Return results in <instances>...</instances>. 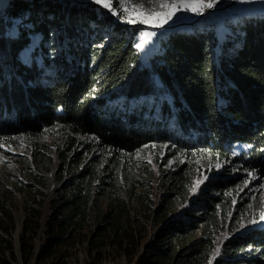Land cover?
<instances>
[{"label":"trees","instance_id":"trees-1","mask_svg":"<svg viewBox=\"0 0 264 264\" xmlns=\"http://www.w3.org/2000/svg\"><path fill=\"white\" fill-rule=\"evenodd\" d=\"M24 13L31 28L16 25L18 34L10 35ZM242 22V35L225 39L209 30H166L159 49L143 56L133 40L141 29L112 24L94 6L1 1L0 135L37 139L58 127L67 152L82 145L78 137L98 150L88 161L73 153L76 172L65 180L55 177L42 201L29 207L19 238L23 255L32 251L24 241L42 229L35 264H69L78 247L98 254L103 246L122 250L134 264H264V227L218 237L244 181L229 171L210 175L189 207L155 224L141 253L126 250L134 240L129 204L136 189L125 181L142 147L171 145L264 173V17ZM34 33L40 38L28 63L20 52ZM235 143L249 151L234 156ZM60 160L58 173L64 153ZM176 175L174 192L182 196L190 177L183 166ZM139 238L136 245L145 235Z\"/></svg>","mask_w":264,"mask_h":264},{"label":"rangeland","instance_id":"rangeland-1","mask_svg":"<svg viewBox=\"0 0 264 264\" xmlns=\"http://www.w3.org/2000/svg\"><path fill=\"white\" fill-rule=\"evenodd\" d=\"M1 1L8 0H0V3ZM76 1L93 2V0ZM179 2L180 0H128L133 8L157 13L169 11L161 8V4ZM185 2L191 3L193 0H185ZM95 5L101 8L99 10L94 7L96 13L100 16L105 14L112 24L138 26L141 32L133 39L136 44L141 42V33H155L146 37L143 47L139 48L143 56L159 49L158 39L166 30L196 32L209 30L219 39H225L226 35L230 37L242 35L239 27L244 19L264 17V0H218L212 8H204L202 14L191 10L173 9L174 15L168 18L166 23L153 27L147 23H124L119 10L113 15L109 9ZM113 8H117L115 2ZM28 17L29 14L24 13L22 17L16 18L9 34L12 36L18 34L16 25L31 28L29 22H24ZM174 26L180 27L168 29ZM39 38L38 33L30 35V41L33 40L36 45ZM33 49L34 46L30 48L26 58L28 63ZM55 49L57 50L58 47ZM49 56L53 57V52L49 53ZM150 103L153 101L148 99V104ZM157 108L155 105L150 113L153 117L157 116ZM78 139L82 145L67 152L63 144V135L58 127L46 129L37 139L19 134L0 135V142L5 144V147H0V264H35L39 247L43 244V230L41 229L34 238L24 241L27 247H32L28 256L22 254L19 241L24 222L31 216L29 207L34 206L33 204L38 205L42 201L43 195L48 192L47 187L55 185V177H62L65 180L76 172L77 168L70 159L73 153H76L82 161H88L96 155L95 153L98 154L97 149L88 148L85 144L87 139L79 137ZM248 151L249 146L244 143H235L231 146L234 156ZM60 153H64L66 160L61 166V172L58 173L57 167L62 162ZM131 165L125 185L127 187L134 185L136 189V196L129 204L130 228L134 240L128 242L126 246L127 253H132V256L141 253L143 245L153 233L155 224H164L169 218L191 205L195 194L192 189L198 180H202L199 187L207 180L203 179L204 177L209 179L210 175L214 177L224 171H229L231 174L240 173L244 181L237 186L233 206L226 220L221 223L218 231L219 239L230 237L246 228L264 227V220L260 219L261 213H264V173L241 171L230 163H220L208 153H183L176 151L174 146L161 147L157 144L144 146L137 151L132 157ZM179 166H183L184 173L194 181L189 180L182 196L175 195L173 188ZM203 171H207L206 176L202 175ZM107 204L108 202L105 201L103 207L106 208ZM42 219L41 217V222ZM31 225L33 224L28 227ZM140 234H144L145 238L136 245ZM195 234L196 238L200 237L198 231ZM134 261L135 258L129 262L122 250L109 246L101 247L98 254L95 250L88 254L86 248L78 247L69 264H134Z\"/></svg>","mask_w":264,"mask_h":264},{"label":"snow or ice","instance_id":"snow-or-ice-1","mask_svg":"<svg viewBox=\"0 0 264 264\" xmlns=\"http://www.w3.org/2000/svg\"><path fill=\"white\" fill-rule=\"evenodd\" d=\"M93 2L101 5L103 8L109 9L113 15H116L117 10H119L122 22L124 23H147L151 24L153 27H159L162 23H166L168 18L174 15V12L172 11L173 9L191 10L197 14H202L204 8H212L218 0H193L191 3L185 2V0H180L179 3L161 4V8L169 9V11L163 13L144 12L139 8H133L128 3V0H93ZM114 2L116 3L117 8H113ZM152 35H155V33H141V42L137 43L135 46L137 48H142L144 42H146L145 38ZM0 147H5L4 142H0ZM249 175H252V173H249ZM203 179H208V177H204ZM201 182L202 180H198L194 184L192 189L193 192H195ZM260 219L264 220V213H261Z\"/></svg>","mask_w":264,"mask_h":264},{"label":"bare ground","instance_id":"bare-ground-1","mask_svg":"<svg viewBox=\"0 0 264 264\" xmlns=\"http://www.w3.org/2000/svg\"><path fill=\"white\" fill-rule=\"evenodd\" d=\"M34 45H35V42L32 40L31 43L26 48L21 50L20 57L22 58V60H26V58L29 55L30 48H32Z\"/></svg>","mask_w":264,"mask_h":264},{"label":"water","instance_id":"water-1","mask_svg":"<svg viewBox=\"0 0 264 264\" xmlns=\"http://www.w3.org/2000/svg\"><path fill=\"white\" fill-rule=\"evenodd\" d=\"M60 1V0H58ZM65 1H72V2H76V3H80L82 5H91V6H94L96 8H98L99 10H101L100 7H98L97 5H95L93 2H90V1H86V2H79V1H76V0H65ZM128 27V26H127ZM130 27H138V26H130ZM177 27H180V26H174V27H170L168 29H177Z\"/></svg>","mask_w":264,"mask_h":264}]
</instances>
